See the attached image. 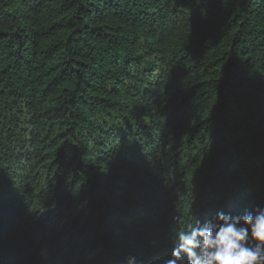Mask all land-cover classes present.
I'll list each match as a JSON object with an SVG mask.
<instances>
[{
  "label": "trees",
  "instance_id": "obj_1",
  "mask_svg": "<svg viewBox=\"0 0 264 264\" xmlns=\"http://www.w3.org/2000/svg\"><path fill=\"white\" fill-rule=\"evenodd\" d=\"M262 83L264 0H0V264H161L264 205Z\"/></svg>",
  "mask_w": 264,
  "mask_h": 264
},
{
  "label": "clouds",
  "instance_id": "obj_2",
  "mask_svg": "<svg viewBox=\"0 0 264 264\" xmlns=\"http://www.w3.org/2000/svg\"><path fill=\"white\" fill-rule=\"evenodd\" d=\"M122 264H137V258L128 255ZM161 264H264V205L189 222Z\"/></svg>",
  "mask_w": 264,
  "mask_h": 264
}]
</instances>
